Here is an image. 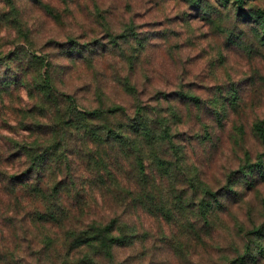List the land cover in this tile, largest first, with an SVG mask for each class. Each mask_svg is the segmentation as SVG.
<instances>
[{"label": "rangeland", "instance_id": "374dc122", "mask_svg": "<svg viewBox=\"0 0 264 264\" xmlns=\"http://www.w3.org/2000/svg\"><path fill=\"white\" fill-rule=\"evenodd\" d=\"M14 2L18 24L6 21L13 18L11 9L0 0L2 80L11 74L6 59L29 48L51 60L57 86L80 107L122 106L128 117L145 107L171 121L182 150L183 160L169 151L162 155L173 168L170 176L153 175L169 215L108 198L91 203L83 223L115 219L135 234L133 243L97 264H264V236L252 234L264 224V181L251 186L240 174L263 152L253 126L264 121V47L255 23L239 15L234 0ZM258 9L264 10V0L246 1L244 11ZM111 34L128 39L115 45ZM71 41L89 45L92 59L73 53ZM11 92L0 94V126L8 130L17 110L31 101L22 87ZM0 137L19 138L5 129ZM205 189L222 203L208 219L196 204ZM18 249V264H62L54 257L40 261L32 248Z\"/></svg>", "mask_w": 264, "mask_h": 264}, {"label": "trees", "instance_id": "16d2710c", "mask_svg": "<svg viewBox=\"0 0 264 264\" xmlns=\"http://www.w3.org/2000/svg\"><path fill=\"white\" fill-rule=\"evenodd\" d=\"M246 1L233 3L241 17L255 23L257 40L264 47V10L244 11ZM5 2L13 17L6 21L18 24L14 0ZM130 36L137 39L133 32ZM109 39L116 45L128 37L111 34ZM71 42L73 53L92 59L89 45ZM28 44L32 47L29 40ZM5 63L11 74L0 78V94L11 95L22 87L31 101L17 110L12 130L0 126V133L5 129L19 137H0V264H18L16 253L22 246L39 251L40 261L54 257L62 264H97L99 257L111 258L115 248L133 243L135 234L115 219L83 223L81 218L98 199L108 198L123 207L130 203L149 214L171 213L153 176L155 171L170 176L173 168L162 156L166 151L183 160L171 121L142 106L134 117L126 116L122 106L80 107L75 96L57 86L51 60L29 48L15 52ZM253 130L263 152L240 172L251 186L264 181V121L255 123ZM202 196L197 212L208 219L222 203L210 189ZM262 231L264 224L252 234L264 236Z\"/></svg>", "mask_w": 264, "mask_h": 264}]
</instances>
